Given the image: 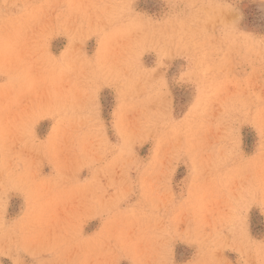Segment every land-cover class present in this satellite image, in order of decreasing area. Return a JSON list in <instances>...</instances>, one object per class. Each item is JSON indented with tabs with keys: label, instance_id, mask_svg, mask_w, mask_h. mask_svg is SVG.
I'll return each instance as SVG.
<instances>
[{
	"label": "rangeland",
	"instance_id": "1",
	"mask_svg": "<svg viewBox=\"0 0 264 264\" xmlns=\"http://www.w3.org/2000/svg\"><path fill=\"white\" fill-rule=\"evenodd\" d=\"M0 264H264V0H0Z\"/></svg>",
	"mask_w": 264,
	"mask_h": 264
}]
</instances>
